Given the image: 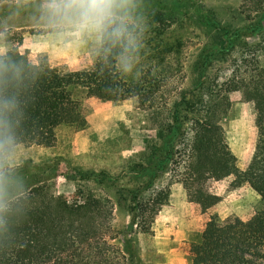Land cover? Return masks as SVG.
Segmentation results:
<instances>
[{"label": "rangeland", "instance_id": "374dc122", "mask_svg": "<svg viewBox=\"0 0 264 264\" xmlns=\"http://www.w3.org/2000/svg\"><path fill=\"white\" fill-rule=\"evenodd\" d=\"M244 1L136 0L141 46L133 71L121 75L137 82L142 74L148 82L167 70L172 77L149 101L136 96L87 97L81 103L83 125L59 126L49 147L16 146L14 183L7 202L40 182L49 184L54 199H80L87 193L109 197L117 243L130 264H189L191 242L211 216L251 218L261 198L239 174L202 179L193 183V191L185 186L190 125L184 126L181 136L172 132L165 139L158 129L181 88L192 89L195 99H201L202 89L220 94L226 79L248 69L255 53L264 66V53L255 51L258 44L264 48V9L246 16L240 7ZM42 2L0 0V46L7 52L17 49L33 63L44 58L53 67L92 68L99 55L95 44L47 26L40 16ZM247 5L252 3H245L250 8ZM159 9L160 20L151 15ZM162 31H167L166 40L173 47L167 56L160 45ZM227 36L234 37L231 50L226 49ZM123 77L116 81L124 83ZM230 99L231 107L220 124L238 170L244 171L257 137L255 114L252 102L241 92H231ZM170 146H175L172 153ZM200 189L216 195L217 202L204 209L190 196ZM160 190L166 192V202L148 225L150 231L141 232L135 223L137 203Z\"/></svg>", "mask_w": 264, "mask_h": 264}, {"label": "trees", "instance_id": "16d2710c", "mask_svg": "<svg viewBox=\"0 0 264 264\" xmlns=\"http://www.w3.org/2000/svg\"><path fill=\"white\" fill-rule=\"evenodd\" d=\"M262 1L245 0L240 6L242 12L249 16L262 11ZM245 3L252 5L246 8ZM160 12L161 9L151 15L160 20ZM166 35L167 31L160 35L165 56L173 50ZM233 39H224L227 50L233 49ZM259 47L263 46L256 45L255 51L260 49L264 53V48ZM7 55L23 68L25 76L17 95L16 146L49 147L56 141L59 126L83 125L86 119L81 103L87 97L112 100L136 96L149 101L163 81L168 83L172 77L166 70L153 81L146 82L141 74L137 82H128L117 71L111 55L104 58L99 54L92 68L77 70L53 67L44 58L33 63L15 48ZM241 58L243 64L246 56L242 54ZM259 61L255 53L249 68L231 74L220 94L202 89L201 99H195L192 89L181 88L179 99L171 103L167 119L158 128L165 139L172 132L179 137L184 126H191L186 177L182 179L189 191H193V183L202 179L239 174L261 198L260 208L247 220L211 216L201 234L191 242L189 264H264V66ZM119 76L124 83L116 81ZM236 91L252 102L257 128L253 154L244 171L238 170L220 124L232 104L230 93ZM174 147H167L168 152L172 153ZM195 192L197 195L192 192L191 198L204 209L218 200L202 189ZM165 202L164 190L154 193L151 199L138 201L135 223L141 232L150 231L148 225ZM113 212L109 197L87 193L80 199H54L49 184L31 185L0 211V264H130L127 253L117 243Z\"/></svg>", "mask_w": 264, "mask_h": 264}, {"label": "clouds", "instance_id": "9594fccd", "mask_svg": "<svg viewBox=\"0 0 264 264\" xmlns=\"http://www.w3.org/2000/svg\"><path fill=\"white\" fill-rule=\"evenodd\" d=\"M136 9V0H43L39 11L47 26L93 42L102 57L113 56L116 69L129 74L141 46ZM24 78L23 68L0 46V211L14 183L17 95Z\"/></svg>", "mask_w": 264, "mask_h": 264}]
</instances>
